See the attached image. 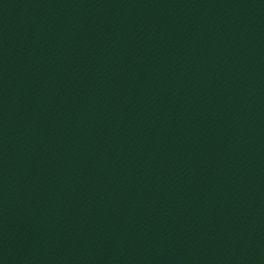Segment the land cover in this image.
I'll list each match as a JSON object with an SVG mask.
<instances>
[{
    "label": "water",
    "instance_id": "water-1",
    "mask_svg": "<svg viewBox=\"0 0 264 264\" xmlns=\"http://www.w3.org/2000/svg\"><path fill=\"white\" fill-rule=\"evenodd\" d=\"M0 264H264V0H0Z\"/></svg>",
    "mask_w": 264,
    "mask_h": 264
}]
</instances>
